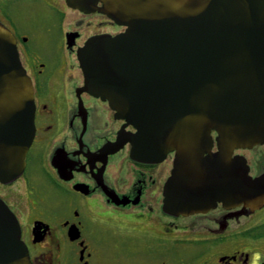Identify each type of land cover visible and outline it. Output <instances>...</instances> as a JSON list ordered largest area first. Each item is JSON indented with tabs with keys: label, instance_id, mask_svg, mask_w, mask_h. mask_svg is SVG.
<instances>
[{
	"label": "flooded vegetation",
	"instance_id": "1",
	"mask_svg": "<svg viewBox=\"0 0 264 264\" xmlns=\"http://www.w3.org/2000/svg\"><path fill=\"white\" fill-rule=\"evenodd\" d=\"M0 23L32 87L25 165L0 180V199L20 224L32 264H264V144L227 152L212 130L203 204L181 210L177 200L168 211L164 186L174 173L177 198L200 201L184 197L194 185L178 149L135 159L138 129L84 88L78 51L127 27L67 0H0ZM246 166L252 185L244 194Z\"/></svg>",
	"mask_w": 264,
	"mask_h": 264
},
{
	"label": "water",
	"instance_id": "2",
	"mask_svg": "<svg viewBox=\"0 0 264 264\" xmlns=\"http://www.w3.org/2000/svg\"><path fill=\"white\" fill-rule=\"evenodd\" d=\"M67 3L101 11L127 27L113 37L90 38L78 51L84 88L108 99L116 114L138 129L135 159L151 161L178 149L180 169L194 185V192L183 196L200 201L177 198L174 173L164 186V208L171 211L178 200L181 210L198 209L212 130L227 152L264 144V0ZM33 134L30 80L11 32L0 23V180L20 174ZM251 185L246 166L244 194ZM0 264H32L20 225L1 199Z\"/></svg>",
	"mask_w": 264,
	"mask_h": 264
}]
</instances>
